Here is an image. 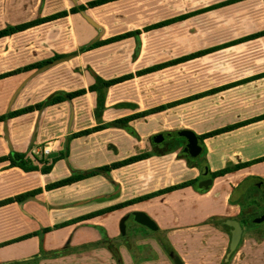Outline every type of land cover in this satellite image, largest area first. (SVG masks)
<instances>
[{
  "label": "crops",
  "instance_id": "obj_1",
  "mask_svg": "<svg viewBox=\"0 0 264 264\" xmlns=\"http://www.w3.org/2000/svg\"><path fill=\"white\" fill-rule=\"evenodd\" d=\"M87 1L89 0L80 1L79 3L72 6L84 4ZM122 1L123 0L109 1L102 5L86 8L77 13L68 14L67 16L38 24L23 31L0 37V73L6 71L9 72L18 67L50 59L55 55H60V58H57L49 64H46L45 66H42L38 69L11 74L10 76L0 79V115L7 114L10 111L27 105L44 102L47 100V98L56 93H66L75 90L74 88H70L67 85V83H69V79L70 83H72L73 75V70L68 69V67H70V61H67L69 60V57L85 56L91 51L106 46L128 42L133 39L135 40L136 38H140L142 33L151 31L143 30L147 25L183 13L198 10L224 0H191L193 6L189 8H186V0H178L179 4L177 11H173L162 18L151 17L152 14L148 13V10H152L153 1L142 0L143 3L140 4L144 5L143 8L145 13L141 15V17H135L136 19H139L138 21L134 19L135 22L133 23L132 27L124 26L122 28H111L110 32H108L104 27H102V25H100V23H98V25L92 19L88 18L95 28H98V36L82 44L77 50H73V38L70 41V45H68L67 42L64 44L58 42L59 36L62 38L73 36L72 28H70L69 31L67 28L63 29V32H59L58 30L55 31V25L58 23L66 22L67 19L69 20L79 14L84 15L90 11L96 12L97 10H101V8L108 6L109 4ZM135 1L138 3V0ZM139 5L134 4V10L136 12H139L141 9V6L140 9H137ZM70 7L67 8L62 6L58 8L55 4H50L48 0H0V29L10 25H16L18 23L30 21L38 17H44L61 10H68ZM213 16L218 18V21L221 22L220 26L225 27L227 31L226 34L234 35L235 38H232L233 40L256 31L264 30V0H240L232 4L193 15L185 20L175 22L158 29H165L179 23L187 22L191 19L195 21V30L197 31V21L203 22V19ZM136 29L141 31L139 35L89 50H82L83 47L93 43L98 39H105L112 35ZM202 29L203 25H201L199 33L198 31L195 33L201 34V32H203ZM261 40H264V36L229 47L240 46L244 44L251 46V44L259 43ZM210 42L211 41H209L208 44H211ZM206 47H210V45L203 48ZM198 49L202 48H197L190 52L196 51ZM258 52H260V50ZM212 53L180 63L176 66L189 62H196L197 60H203ZM259 62L262 63L260 60ZM150 65L144 66L142 68L148 67ZM136 71L129 73H133V77H136L158 72L156 71L143 75H135ZM34 74L37 75L33 77ZM122 75L120 73L108 77L105 75L95 76L96 81H93L91 84ZM26 80H29L28 83L24 84L22 88H19L24 81L26 82ZM127 80L118 82L112 86H116L119 83H124ZM225 82L224 84H226ZM88 86L81 85L76 89L87 88ZM112 86L102 87L92 92L87 91L83 95L73 99H66L53 105H43L40 109L34 110L32 112L12 118H6L5 120L0 121V158L7 156L11 151L23 152L26 154L30 152L31 155L29 153L27 156L30 157L35 164L41 165V163H39L33 156L39 153L38 150L40 146L43 144L46 145L47 141L56 138L58 139L57 143L51 146V151L56 149L57 153L59 154L60 152H63L61 149V143L64 141V139H69L68 148H65L64 151V158L56 161L50 172L45 174L40 170L23 171L17 166H12L10 164V160L8 159L0 161V200L13 197L26 191L38 188L42 189L41 192L35 194L34 196H30L28 199H25L21 202L15 201L0 206V243L26 233L35 231L41 232V229L45 226H51L57 222H61L63 220L105 207L104 205L102 207L85 210L86 212L83 211V213H79L74 216H66L65 213L68 211L59 207L57 203H51L52 201L50 198L53 197L52 195L56 189L47 191L44 189V187L47 183L70 176L72 173L79 170L91 169L111 161L120 160L133 155L134 152H132V144L134 143L132 142L135 141V139L132 137V133L128 134L129 136H123V130L129 125L134 126L139 121L146 119V117H150V115L139 118V120H132L127 125L112 124L111 122L117 118H121L132 113L157 106L159 104L143 107L135 111H118L115 116L109 118V115L112 113L111 106L115 103V101H106V109H96V113L94 112L93 114L98 122L96 123L95 120L92 119V122L94 123L88 125L84 124L87 122V119L85 122L82 120V115L85 113V111L77 108L75 110L76 120L74 127L72 128V131L69 132L68 130L70 111L72 108L75 109L73 105L75 104L76 100L84 96H93L98 91L111 88ZM214 87H217L216 84ZM228 89H231V87L225 90ZM217 93L206 95L187 102L197 101L207 96L216 95ZM12 96L13 99L10 102V98ZM92 106L93 104L91 103V107ZM176 106L163 110V112ZM155 114L156 113L151 115ZM79 116H81V118H79ZM85 116L87 117V113ZM99 123L110 124V126L92 132L88 135L71 138L70 134L90 128ZM111 125H113V127H111ZM15 126H17L19 130ZM175 130L181 129H167L163 131L161 130L159 132L155 131V133L158 134ZM190 130H193L197 135H199V132L196 129ZM111 131L115 132L118 136H115L110 141L109 138H106V134L110 133ZM151 131L154 132L153 130ZM151 131L145 133L143 138ZM24 133H26V135ZM260 136L261 137H259L258 140L253 139L254 137L248 136L247 140H241L242 142L234 143L232 146L227 145L226 150L228 152L232 151L233 153L234 149L239 146L238 144H242L240 147H244L245 150L243 153L241 152L239 157L232 156L226 152L221 164L216 167H211L210 169L206 168L207 173L205 175L207 176L209 172L217 170L230 163L248 161L264 156V132L261 133ZM89 138H97L99 140L97 143H94V145H91L90 143H87ZM123 138L129 140L128 145L124 144ZM84 142L85 144L82 145ZM51 143L53 142H50V144ZM111 146L113 149H116L117 157L115 158L110 157V152L112 151L107 149V147L110 148ZM199 148L203 152L201 146H199ZM207 152V155L210 156L211 160L215 162L221 155V151L219 152L218 148L213 144ZM121 153H123V155H120ZM40 155L37 156L39 157ZM42 155H44V153ZM187 155L189 157L195 156L189 154ZM44 156L46 157L47 155ZM148 159L149 158L110 171L111 174H113L115 184L117 185L115 188L119 187L122 189L124 188L123 186H125V182L116 176L128 172V170H131L138 163L144 162ZM200 171L202 172V169ZM201 172L200 175L203 176ZM250 176H259L264 179V160L224 176L212 178V185L208 189L198 188L197 183L205 177L199 178L195 185L196 189L193 185L186 186L184 188L176 189L171 192L155 196L148 200L140 201L129 206L107 212L105 214L97 215L74 224L53 229L49 232L40 233L39 235H34L23 240L0 246V264H119L113 253L105 246L93 247L89 250L71 251L68 250L67 245L76 247L80 242L85 243L100 240V238H102V235L99 234L100 232H103V237H114L119 232L118 230L121 218L125 215H128L129 217L131 212L137 210L147 213L155 221L159 231H166L165 234L167 240L173 245L174 249L177 251V256L182 260L183 264H264V236L260 238L256 230H246L242 226L243 232L240 242L233 251L229 252V226L227 228V225L224 223V221V225L218 223V221L216 223L205 222L211 217H228L229 219L232 217L237 219L235 216H237V214L240 212V208L237 204L231 202L229 199L234 187H236V185L246 177ZM93 177L105 179L106 173L98 174ZM208 177L210 176H207V178ZM89 179L90 178H86L73 184L66 185L65 187L67 188L83 184L88 182ZM104 188L105 187L103 186V188H99V190L102 191ZM117 192L118 191L115 190V194H118ZM140 195L142 194L140 193ZM178 195H191V197H188V199L184 200L178 199L177 201H174V197H177ZM132 196H134V194L130 195L129 197H125L123 200L130 199ZM41 198L45 199L47 203L40 202V200H42ZM120 198H122V196H120ZM37 205L41 206L38 207ZM41 207H44L45 211L42 209H37ZM41 211L45 212V214L42 215ZM140 242L137 244H141ZM142 242H147L152 245V240L150 239ZM62 247H66L67 249L62 255L56 257L42 256L41 249L49 251ZM119 248L120 251L118 252V255L122 264H139V254L131 253L132 251H126L121 245ZM147 254H150L149 256L156 260L153 261L152 259L151 264H168L167 257L159 250L155 251L154 249ZM37 256L39 258H37ZM144 264H150V261H144Z\"/></svg>",
  "mask_w": 264,
  "mask_h": 264
},
{
  "label": "rangeland",
  "instance_id": "obj_2",
  "mask_svg": "<svg viewBox=\"0 0 264 264\" xmlns=\"http://www.w3.org/2000/svg\"><path fill=\"white\" fill-rule=\"evenodd\" d=\"M80 1L85 0H48L50 4H55L58 8L62 6L68 8ZM134 1L132 0L131 3V0H123L122 2L109 4L96 12L90 11L84 15L79 14L69 20L67 19L66 22L58 23L55 25L56 27L54 26L56 28L55 31L63 32V29L66 28L68 31L70 28L73 29L72 37L62 38L59 36L58 42L61 44L67 42L70 45V41L73 38V50H77L82 44L98 36V28H95L88 18L97 24L100 23L108 32H110L111 28L132 27L135 22L134 19H136L135 17H141L145 13L144 5L140 4L143 3L142 0H138V3ZM150 1H153V8L152 10H148V13H151V17L154 18H162L173 11H177L179 4L178 0ZM134 4H140L137 8L140 9L141 6L139 12L134 10ZM191 6H193L191 0H186V8ZM138 19L136 20L138 21ZM197 22L198 33L201 25H203V32L201 34L195 33L197 32L195 30V21L190 19L187 22L179 23L165 29L142 33L140 38L106 46L91 51L85 56H71L67 61H70V67L68 69L73 70L72 83H70L69 79L67 85L74 89L81 85L88 86L93 81H96L95 76L105 75L108 77L120 73L122 75L134 72L152 63L162 62L197 48L217 45L235 38L234 35L226 34L225 27L220 26L221 22L214 16L203 19V22ZM209 41H211V44H208ZM259 50L260 52H258ZM5 73H8V71L0 73V79L10 76H1ZM263 73L264 40H261L259 43L251 44V46L244 44L217 50L203 60L168 67L150 75L132 77L124 83H119L111 88L98 91L93 96H84L77 99L73 105L75 109L72 108L69 115V132L74 127L76 120L75 110L77 108L85 111L82 115V120L85 122L87 119V122L84 124L88 125L94 123L92 119L96 123L98 122L93 114L94 112L96 113V109L100 108L101 110H105L106 101H115L111 106L112 113L109 115L110 118L115 116L118 111H135L143 107L157 105L183 98L193 93L205 91L214 87L215 84L216 86L224 84L225 81L233 82L254 75H260L258 78H253L242 85H236V87H231V89L224 90L216 95L183 103L164 112H156L155 115L146 117V119L139 121L134 126L129 125L126 128L124 127L125 131L123 130L122 135L129 136L128 134L132 133L131 135L135 139L132 142L134 143L132 144L133 154L147 152L150 155L148 160L140 162L131 170H128V172L116 176L125 182L124 188H115L117 185L115 184L114 176L109 171L106 172L105 179L90 176L88 177L90 178L88 182L83 184L67 188L65 186L63 188L62 186L60 187L61 189L57 188L52 195L53 197L50 198L51 203H57L59 207L68 211L65 213L66 216H74L88 209L98 208L104 205L107 207L119 201H124L123 199L125 197L133 194L134 196L132 197H135L140 195V193L143 194L160 189L169 184H176L189 179L198 181L199 178L210 176V172L207 176H201L200 170L203 168L210 169L221 164L226 155L225 153L228 152L226 150L227 145L232 146L234 143H240L242 142L241 140H247L248 136L258 140L261 137L260 134L264 132V120L255 119L264 114V75L261 76ZM35 75L37 74H34L33 77ZM28 81H24L19 88H22ZM12 99L13 96L10 98V102ZM91 103L93 104L92 107ZM86 113L87 117L85 116ZM243 121L246 124L235 129L218 134L212 133L217 129ZM247 121L251 122L247 123ZM182 128L196 129L199 135H204V138L199 139L198 142L203 152L199 149L195 152L194 157H189L184 150L185 140L182 137L166 138L159 143L153 141V137L156 134L155 131L159 132L161 130ZM17 129L19 130L18 127ZM149 131L151 132L143 138V135ZM24 134L26 135V133ZM106 135V138H109L110 141L115 136H118L112 131ZM123 139L124 144L128 145L129 140L126 138ZM57 140L56 138L50 139L46 145L51 147L57 143ZM68 140L64 139L61 143L63 153L65 148H68ZM88 140L87 143L94 145L99 139L89 138ZM50 142L53 143L50 144ZM84 144L85 142L82 145ZM212 144L218 148L219 152L221 151V155L217 158L216 162L211 160L210 156L207 155V151ZM44 145L39 147V153L37 155L42 153L41 151ZM238 145L233 153L232 151L228 153L232 156L239 157L245 148L240 147L242 144ZM107 149L112 151L110 152L111 158L117 157L116 149H113L112 146L110 148L107 147ZM29 153L27 154L29 155ZM56 154L58 153L54 149L44 155L49 157ZM120 155H123V153ZM103 186L105 187L104 190L100 191L99 188L101 189ZM115 190L118 191V194H115ZM238 194L239 191L233 189L229 200L237 199ZM188 197H191V195H178L173 200H184L188 199ZM40 202L47 203L45 199L40 200ZM37 206L40 207L41 205ZM252 207H256L257 210L263 208L264 200L260 196L256 197V204L250 205L247 209H251ZM37 209L45 211L44 207ZM41 213L42 215L45 214L42 211ZM239 213L235 216L236 218L239 217ZM118 231L117 233L116 230L117 234L114 237H103V232H100L99 234L102 235L100 240H95L96 242H80L76 247L67 245L68 250H89L93 247L105 246L106 248L111 247L113 251L116 250L119 252V246L121 245L124 250L139 254V264H144V261H150L151 264L153 258L147 253L155 249V251L159 250L167 257L168 264H174L173 258L175 254L173 252L168 254L166 245H170L175 253L177 251L167 240L165 230H162L163 233L158 228L156 230H150L134 222L131 212L125 222V233L122 235L120 234V229ZM263 231L264 225L258 231V234L263 233ZM149 239L152 240L153 246L147 242H142ZM139 242L141 244H137ZM153 261L156 260L153 259Z\"/></svg>",
  "mask_w": 264,
  "mask_h": 264
},
{
  "label": "trees",
  "instance_id": "obj_3",
  "mask_svg": "<svg viewBox=\"0 0 264 264\" xmlns=\"http://www.w3.org/2000/svg\"><path fill=\"white\" fill-rule=\"evenodd\" d=\"M109 1H114V0H89L84 4H79L76 6H72L70 7L68 10H61L58 12H55L53 14L44 16V17H38L35 19H32L30 21H26V22H22V23H18L16 25H10L7 27H4L2 29H0V37H4L19 31H23L25 29L31 28L33 26H36L38 24L47 22V21H51L57 18H61L64 16H67L68 14H73V13H77L83 9L86 8H92L98 5H102L105 4L106 2ZM240 0H224L222 2L219 3H215L212 5H209L207 7L198 9V10H194V11H190L187 13H183L177 16H173L167 19H163L157 22H154L150 25H147L146 27H144V31H148V30H152V29H158V28H163L165 26H168L172 23L175 22H179L182 20H185L193 15L205 12V11H209L211 9L214 8H218L221 6H225L228 4H232L234 2H237ZM140 30L136 29V30H129L120 34H116V35H112L110 37H107L105 39H98L96 41H94L93 43L83 47L82 50H89L92 48H96L102 45H106V44H110L116 41H120L132 36H136L140 34ZM264 36V30H260V31H256L253 32L251 34H247L241 37H238L236 39L227 41V42H223L217 45H213L210 47H206V48H202V49H198L196 51L187 53V54H183L162 62H158V63H154L148 67L142 68L140 70H137L135 72V75H143V74H147V73H151V72H156L160 69L166 68V67H171V66H176L180 63L186 62V61H190L193 60L195 58H199L201 56H204L206 54L212 53L214 51L235 45V44H239L245 41H249L258 37ZM60 58V55H55L54 57L50 58V59H46V60H42V61H38V62H34V63H30L27 65H24L22 67H18L12 71H9L8 73L2 74L1 76H6V75H11V74H16V73H20V72H26V71H31L34 69H38L42 66H45L46 64H49L50 62H52L53 60ZM263 74H261V76H263ZM134 76L133 73H128L119 77H115V78H110V79H106V80H101L98 83H93L91 85H89L87 88H79V89H75L66 93H56L52 96H50L49 98H47V100H45L44 102H40V103H36V104H32V105H27L24 107H21L19 109L13 110L8 112L7 114H3L0 115V121L5 120L6 118H12L15 116H19L22 114H26L29 112H32L34 110L40 109L43 105H53V104H57L59 102H62L63 100L66 99H73L75 97L81 96L84 93H86L87 91H96L99 88L102 87H109L112 86L118 82L130 79ZM260 75H254L252 77H248V78H244V79H240L234 82H230V83H226L217 87H213L210 88L208 90L202 91V92H198L189 96H186L184 98L181 99H177L174 101H170V102H166L163 104H159L157 106L142 110V111H138L135 113H132L130 115L121 117V118H117L115 120H113L111 123L112 124H118V125H127L130 121L132 120H136L139 118H143L145 116L154 114L156 112L159 111H163L165 109L171 108L173 106H176L180 103L183 102H187V101H191V100H195L198 98H201L203 96L206 95H210V94H214L217 92H220L222 90H225L227 88L245 83L253 78H258ZM255 119H264V114L260 115L259 117L255 118ZM251 122V121H247ZM246 123L243 122H238V123H234L231 125H228L226 127L217 129L216 131L212 132L213 134H218L220 132H224V131H229L232 129H235L239 126H242ZM108 126H110V124H106V123H99L95 126H92L90 128H86L77 132H74L71 134V138H76L79 136H84V135H88L91 134L92 132L107 128ZM210 134V133H208ZM199 139H203L204 135H197ZM34 158L41 163V165L35 164L34 161L27 156L26 153L23 152H17V151H11L7 156L5 157H1L0 161L8 159L10 160V164L12 166H17L19 168H21L23 171H33V170H40L42 173H48L50 172V170L52 169L54 163L62 158H64V153L60 152L59 154L55 155V156H44V155H40L39 157L37 155H33ZM150 155L147 152H142V153H138V154H133L130 155L126 158L120 159V160H116L113 162H110L108 164H104L101 166H97L88 170H79L77 172L72 173L70 176L61 178L59 180L47 183L44 187L45 190L49 191V190H53V189H57L60 188L62 186H66L69 184H73L75 182H78L82 179L88 178L90 176H94L97 174H103L106 172H109L111 170L114 169H118L142 160H145L147 158H149ZM261 160H264V156L252 159V160H248V161H241V162H237V163H230L225 165L224 167H221L217 170L211 171L210 172V177L211 178H216V177H221L224 176L226 174L238 171L242 168L248 167L251 164H254L256 162H259ZM197 181L195 179H189V180H185L176 184H169L163 188L160 189H156L154 191H150L147 193H144L142 195H138L135 197H132L130 199L115 203L113 205H109L107 207H103L94 211H90L75 217H72L70 219L55 223L51 226H45L41 229V232H31V233H26L24 235L18 236L16 238L10 239L8 241L2 242L0 243V246L12 243V242H16L19 240H23L26 238H29L31 236L34 235H39L40 233H45V232H49L53 229H57L60 227H64L70 224H74L77 222H80L82 220H86L89 218H92L94 216L97 215H101V214H105L107 212H111L113 210L116 209H120L126 206H129L131 204L140 202V201H144V200H148L150 198H153L155 196H159L168 192H171L173 190L176 189H180V188H184L186 186H191V185H196ZM264 186V179L259 177V176H250V177H246L244 180H242L240 183H238L236 185V187H234L235 191H239L238 194V198L237 199H232L231 202L237 204L240 208V213H239V217L237 218V220L241 223V225L246 229V230H256L257 233L258 231L261 229V227L264 225V222L261 223H255V217L261 213L264 212V207L260 208L257 210L256 207H252L251 209H247L250 205H254L256 204V197L260 196L263 200H264V194L262 192V187ZM41 188L38 189H34V190H30V191H26L23 193H20L18 195H15L13 197H9L6 198L4 200H0V206L3 204H7L10 202H21L25 199H28L30 196H34L35 194L41 192ZM228 218H224V217H212V219H208L205 222L206 223H210V222H214L216 223L218 221V223H223V221L227 220ZM158 228V227H157ZM228 228V226H227ZM159 229V228H158ZM260 238H262L264 236V231L263 233H259L258 234ZM166 251L167 253H171L173 252L175 256H177V254L175 253V251H173V249L171 248V246L166 245ZM108 248V247H107ZM109 251H111L113 253V255L116 257L117 261L119 264H122L120 261V257L118 255V251H113V249L111 247L108 248ZM66 251V247H62L59 249H54V250H43L41 249L42 252V256H48V257H56L59 255H62L64 252ZM36 258V257H35ZM37 258H39L37 256Z\"/></svg>",
  "mask_w": 264,
  "mask_h": 264
},
{
  "label": "water",
  "instance_id": "obj_4",
  "mask_svg": "<svg viewBox=\"0 0 264 264\" xmlns=\"http://www.w3.org/2000/svg\"><path fill=\"white\" fill-rule=\"evenodd\" d=\"M172 137H183L185 139L184 150L189 155H194L195 152H197L200 149L198 144L199 138L197 134L190 129H181L170 132L158 133L153 137V140L154 142L159 143L166 138H172ZM201 173L205 175L207 173L206 168H203ZM211 185H212V178L210 177L202 179L197 183L199 189H208L211 187ZM262 192L264 194V186L262 187ZM132 214H133L134 222L143 225L150 230L157 229V224L147 213L137 210V211H133ZM127 219H128V215H125L124 217L121 218L119 223V229L122 235L125 233V222ZM254 221L255 223L264 222V212L257 215ZM224 223L230 227L229 252H231L237 247V245L240 242V239L242 237L243 227L241 223L235 218L227 219L224 221ZM173 260L175 264H183L182 260L178 256H175Z\"/></svg>",
  "mask_w": 264,
  "mask_h": 264
},
{
  "label": "built area",
  "instance_id": "obj_5",
  "mask_svg": "<svg viewBox=\"0 0 264 264\" xmlns=\"http://www.w3.org/2000/svg\"><path fill=\"white\" fill-rule=\"evenodd\" d=\"M50 151H51V147H49L47 145L42 148V153H44V154H46V153H48Z\"/></svg>",
  "mask_w": 264,
  "mask_h": 264
},
{
  "label": "flooded vegetation",
  "instance_id": "obj_6",
  "mask_svg": "<svg viewBox=\"0 0 264 264\" xmlns=\"http://www.w3.org/2000/svg\"><path fill=\"white\" fill-rule=\"evenodd\" d=\"M205 178H207V177H205ZM205 178H204V179H205Z\"/></svg>",
  "mask_w": 264,
  "mask_h": 264
}]
</instances>
